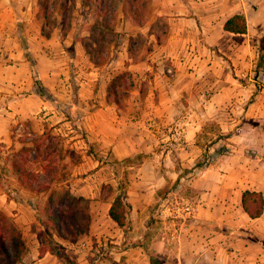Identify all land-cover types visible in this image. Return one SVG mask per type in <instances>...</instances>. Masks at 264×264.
Listing matches in <instances>:
<instances>
[{
	"label": "rangeland",
	"instance_id": "1",
	"mask_svg": "<svg viewBox=\"0 0 264 264\" xmlns=\"http://www.w3.org/2000/svg\"><path fill=\"white\" fill-rule=\"evenodd\" d=\"M125 4L139 7L136 21L133 11L125 14ZM156 8L154 0H50L45 19L38 0H0V105L4 110L8 104L18 106L10 117L11 138L0 141V191L17 206L22 204L39 233L48 219L50 196L54 210L68 209L73 196L85 198L91 218L85 233L73 236L64 227L59 232L50 229L63 250L73 255V262L84 252H90L91 264H114L115 258L132 264L138 257L149 262L155 257L163 264L173 253L192 261L199 248L189 237L194 231L216 240L212 251L200 248L205 253L202 264H230V250L225 249L230 241L234 248L243 239L251 246L264 245V234L254 233L245 213H239L234 225L200 215L211 209L225 211L218 185L245 179L249 166L257 165L253 180L261 185L262 154L248 144L264 146V111L262 117L247 114L257 95L264 94V73L256 72L264 7L261 24L248 36H223L213 29L210 34L220 40L209 45L201 30L194 54L187 48H167L171 57L194 59L179 68L181 77L195 72L199 84L209 86L215 77L232 75L238 92L231 96L197 89L161 94L155 89L160 45L176 23L175 16L157 15ZM241 38L247 40L243 50ZM17 53L26 69L7 68L19 61ZM34 71L58 105L38 95ZM113 90L119 105L109 100ZM32 93L37 101L27 98ZM211 106L216 109L210 111ZM233 118L239 124L250 121L257 130L245 132L248 138L239 141L240 125L231 127ZM206 149L209 165L195 168ZM16 155L37 173L33 189L19 184L13 169ZM239 159L250 160L241 167ZM119 194L129 205L125 227L109 216ZM75 205L82 209L79 202ZM0 212L22 231L8 210ZM7 244L14 253L12 243Z\"/></svg>",
	"mask_w": 264,
	"mask_h": 264
},
{
	"label": "crops",
	"instance_id": "2",
	"mask_svg": "<svg viewBox=\"0 0 264 264\" xmlns=\"http://www.w3.org/2000/svg\"><path fill=\"white\" fill-rule=\"evenodd\" d=\"M157 3L156 12L157 15H170L175 16L176 23L175 26L171 28V33L169 34V38L165 39L163 44H161L160 54L157 56V63L159 65L158 70L155 72V89L160 91L161 94H179L187 92H193V90L197 89L206 93V91L217 94H227L229 96L236 95L238 86L235 85V78L231 75H226L225 78H217L215 77L213 83L209 86H206L204 83L199 84V78H196V73L191 72L190 78H187L188 73H183V77L179 76V68H183L191 62V56H186L182 58H176L177 56H170L167 48H187L186 52L190 55L194 50V47L201 43V40L196 35L199 31H204L206 33V41L209 45H217L219 44V38H215L213 34L210 32L214 29L221 35L232 34L235 37H244L248 36L251 31L254 30L255 25L261 24V0H154ZM235 14H244L247 18L248 23V31L243 34H236L227 32L224 29V24L228 18ZM252 18V20H251ZM179 23V24H178ZM242 44L240 43V49L243 50V46L247 43L246 39H243ZM233 51L236 50L237 47H232ZM188 55V54H187ZM196 56V55H195ZM17 57L19 61L15 64H8L7 68L16 67L17 69H26L24 67L25 61L22 59L20 53H17ZM234 58V56H230ZM244 60V56L241 55ZM196 58V57H195ZM239 60V58H238ZM241 60V59H240ZM178 68V69H177ZM177 69V70H176ZM169 71H175L176 73H170ZM260 73V72H259ZM181 77V79H180ZM199 77V76H198ZM179 79L183 82H180ZM197 79V80H196ZM251 79V78H250ZM198 82V83H197ZM212 82V81H211ZM242 82V81H241ZM211 92V93H212ZM31 96V97H30ZM264 94H258L256 102H253L249 106V113L247 115H251V117H255L258 115L263 116L264 111V102L262 101ZM28 99L32 98L36 100L38 96L36 93L30 94ZM231 99V97H229ZM41 99V98H39ZM21 100V99H17ZM213 99H211L210 103L212 104ZM37 101V100H36ZM170 105H166L167 108L172 106V101L169 102ZM257 105H261V108ZM7 107V104H5ZM16 104H8V108L4 110L2 105H0V141H6L10 137V117L11 115H15L18 112ZM12 108V110H10ZM157 108H162L161 105H157ZM210 111L212 109H216L215 106H211ZM256 110H259L256 112ZM261 113V114H260ZM167 115V119H170L171 115ZM261 122V121H260ZM239 120L232 119L231 127L240 125L239 130L240 134L237 135L239 141L243 139H247L246 133L247 131H256L257 129L250 121H245L242 124H239ZM261 126V125H260ZM251 148H257L258 151H261V185H259L255 180L257 176L256 169H258L254 165L252 167H247L246 178L240 179L237 181L235 179L232 183H228L225 185H218L219 192L222 193L219 197L223 200V204L225 205V211L219 212L214 210L201 212L200 215H205L206 219L211 220H224L227 223L233 224L239 223L238 217L239 213L242 212L244 215V210L242 207V194L243 191L255 190L261 191L264 194V146L261 144L251 145L248 144ZM248 158V157H247ZM238 163L241 167L246 166L247 160L250 159H239ZM242 169V168H241ZM243 175V177L245 176ZM248 178V180H247ZM220 201V200H219ZM15 203V204H14ZM14 204V205H13ZM216 206V205H214ZM0 208L4 210H8L10 214H12L17 221L20 222L23 236L27 245V249L22 255L21 259L16 264H71L67 259L62 256L56 255L50 251H47L45 254L40 255V247H41V237L38 230L33 225L34 220L28 215L26 209L22 208V204L17 206L15 200L11 199L4 192L0 191ZM26 212V213H25ZM247 215V213H245ZM110 216V215H109ZM247 217L252 221L254 233L257 236H261L264 234V212L262 216L252 219L248 215ZM111 218V217H110ZM112 219V218H111ZM113 220V219H112ZM114 221V220H113ZM115 222V221H114ZM116 223V222H115ZM117 224V223H116ZM118 225V224H117ZM166 237V236H165ZM167 235L166 238H168ZM195 242H198V254L193 257L192 261H185V257H176L175 254H170L167 258V261L163 264H202L205 253L200 252V248L205 249L209 247L211 248L217 247L215 246V237L213 235H204L200 232H193L189 235ZM63 243V242H60ZM239 246V247H238ZM254 248L255 255L254 260H250L249 254H251V250ZM225 249H229V253H227V258L230 261V264H250L251 261H254L253 264H264V245L260 243L258 245L251 246L248 240L243 239L242 245H237L234 248V244L230 241V244L226 243ZM196 251V252H197ZM66 253H70L68 249H66ZM90 252H84L82 254H78L76 264H91L90 263ZM177 255V254H176ZM69 256V255H68ZM214 255H209V257H213ZM73 261V255L69 256ZM63 258L66 260H63ZM120 259L115 258L113 261L114 264H117ZM132 264H151V260L146 261V258H136V260L132 261ZM100 264H111L105 261H102Z\"/></svg>",
	"mask_w": 264,
	"mask_h": 264
},
{
	"label": "trees",
	"instance_id": "3",
	"mask_svg": "<svg viewBox=\"0 0 264 264\" xmlns=\"http://www.w3.org/2000/svg\"><path fill=\"white\" fill-rule=\"evenodd\" d=\"M70 1V0H68ZM127 0H125V3ZM67 1L63 3V6L67 5ZM39 13L43 15L45 19H48L50 13V0H38ZM125 14L129 16V12L133 11V17L135 21L138 17L139 7L132 5H124ZM224 29L230 33L243 34L248 31L247 18L244 14H235L227 19L224 24ZM257 48V63L256 72L264 73V32L256 40ZM34 82L37 89L38 95L45 101H50L54 104H59L57 100L49 91L48 87L43 83L41 76L37 71H34ZM113 88H117L115 80L113 81ZM112 94L116 95V90L109 92V100L119 105L121 102L114 100ZM225 136H229L226 134ZM209 149H206L204 155L197 160L195 168H204L209 165ZM17 157L13 161V169L17 176L18 182L21 186H25L29 189H33L34 182L37 180L38 175L28 167L27 160ZM248 156H251L248 154ZM19 199H22L19 197ZM79 202L82 209L76 207L75 203ZM85 198L83 197H72V202L68 209H56L51 207L52 196H50L47 206L46 215L47 222L45 223V229L39 234L41 237L40 255L50 251L56 255L63 256L69 263L76 264L73 262L68 254L63 250L62 246L55 240L51 228L56 231L64 229L73 236H79L85 233L91 222L89 205H84ZM128 203L125 200L124 195H117L111 204L109 209L110 217L120 226L125 227L127 224V210ZM242 207L245 213L252 218H258L262 216L264 212V194L261 191L245 190L242 194ZM0 262L5 261L9 264H16L27 249V245L21 229L12 222L4 213L0 212ZM11 242L14 247V253L9 250L7 242ZM121 264V263H117ZM151 264H159L158 259L151 257Z\"/></svg>",
	"mask_w": 264,
	"mask_h": 264
},
{
	"label": "built area",
	"instance_id": "4",
	"mask_svg": "<svg viewBox=\"0 0 264 264\" xmlns=\"http://www.w3.org/2000/svg\"><path fill=\"white\" fill-rule=\"evenodd\" d=\"M187 209H189V207H187Z\"/></svg>",
	"mask_w": 264,
	"mask_h": 264
}]
</instances>
